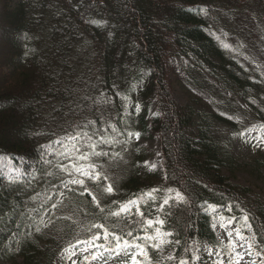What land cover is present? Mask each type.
Here are the masks:
<instances>
[{"label": "trees", "instance_id": "trees-1", "mask_svg": "<svg viewBox=\"0 0 264 264\" xmlns=\"http://www.w3.org/2000/svg\"><path fill=\"white\" fill-rule=\"evenodd\" d=\"M170 3L167 9L165 0H0V263L20 264V258L21 264H52L70 244L96 232L93 224L131 240L129 231L154 234L155 226L146 221L159 217L165 220L161 232H172L169 238L179 243L169 261L149 244L152 264L180 259L205 264L196 259L203 253L201 243L218 245L203 212L211 204L247 216L264 250V204L223 172L232 164L224 133L242 130L246 121L264 128V0ZM161 10L168 17L158 22ZM172 56L193 61L185 69L190 78L185 84L206 91L205 108L176 102L168 68ZM241 110L251 116L244 119ZM89 120L94 125L84 130L96 141L97 131L109 141L130 121L158 135L163 175L156 181L146 177L161 191L146 190L137 169L124 170L109 194L103 176L95 183L86 180L95 201L78 186L64 189L61 179L67 175L56 167L63 160L59 153L66 138ZM169 187L181 191L185 202L157 211ZM129 201L139 202L144 217L136 209L114 215ZM40 209L48 210L41 226L29 218ZM15 232L9 252L6 243ZM13 242L20 243L17 252Z\"/></svg>", "mask_w": 264, "mask_h": 264}, {"label": "rangeland", "instance_id": "rangeland-1", "mask_svg": "<svg viewBox=\"0 0 264 264\" xmlns=\"http://www.w3.org/2000/svg\"><path fill=\"white\" fill-rule=\"evenodd\" d=\"M170 0H165V7L170 8ZM159 20L166 19L168 14L165 10L159 11ZM127 19V18H126ZM260 29H262L259 26ZM264 38V36H263ZM239 44H237V47ZM8 61V60H7ZM169 68V79L173 83L174 95L176 102L184 106L187 103L194 104L197 108H205L206 100L208 99L206 91L201 93L192 91L188 88V85L185 82L190 78L186 73V68L188 66H193V61L188 57H179L172 56L170 63H168ZM1 70V67H0ZM207 80L214 84L215 87L221 86V83L211 77L207 72H203ZM223 95L230 99L232 96L227 90H222ZM76 95L80 98L84 95V89H77ZM238 101L244 108L248 110L247 104L240 97H236ZM27 104H23V107H27ZM201 110V109H200ZM155 111V106L152 105L149 115H152ZM244 112V119L251 116L250 113ZM251 122L246 121L243 129L231 132L233 130L228 129L224 133L225 141L230 144L229 153L232 158L228 161L232 163L230 166H226L224 173L231 179L234 184L247 187L252 191V198L254 200H259L264 204V128L253 129L251 127ZM149 127V126H148ZM119 132H116L109 140L112 143L111 147H106L104 151L108 152V156L93 157L91 162H94L97 165V170L100 172L101 176L106 177L108 186L113 187V181L121 179L122 173L127 169H137L141 183L146 187L145 189L151 191L152 189H157V183H155L152 188L150 186V180L146 176H150L156 181V178H160L163 175V165H162V146L161 139L158 135L153 133L150 129L143 131L141 124L139 122L130 121L127 124V127H119ZM128 133H132L131 136ZM139 134L137 137L136 134ZM106 159V160H104ZM155 165V168L152 167ZM117 169V171L114 170ZM20 177V173L13 172L11 176ZM150 181V182H149ZM107 186V188H108ZM120 189V187H118ZM151 188V189H149ZM107 191V190H106ZM113 191V190H112ZM107 194L109 192L107 191ZM165 194L168 195L167 189ZM52 197L48 196L47 201ZM40 200H44L41 198ZM42 203V202H41ZM207 211L211 217V228L214 234L217 237L220 247L211 246L208 242L204 241L201 243L203 248V253L200 255L201 260L204 257L205 264H213V261L219 258L225 259V264H227V253L230 251L231 240H239L235 235V229H240L241 234L245 236H251V225L244 221V219H239L228 214L227 210L217 207V206H208L204 209ZM31 212V211H30ZM48 210L33 211L30 213V217L35 219L38 223L42 224L46 219V214ZM38 214V215H37ZM46 215V216H45ZM221 217L224 219L222 220ZM229 218H232L229 222ZM221 224L226 225V227H221ZM232 231L233 236L230 240L228 237V232ZM17 232L13 233L11 239L6 243V249L11 252L8 248V244L17 238ZM170 240L168 237H160L161 247L158 249L159 256L162 259L168 260L169 256L173 255V248L171 243H166L165 241ZM13 244V246H12ZM20 243L13 242L11 243V249H15L17 252ZM45 246H43L44 248ZM41 248V250L43 249ZM66 247L65 249H67ZM65 249L60 253L53 264H72L71 260L68 259L69 253ZM82 248H76L77 256L84 257L87 253H84ZM243 251V249H237ZM94 251V249L89 250ZM209 251L212 252V256L208 255ZM216 253H219L220 256L217 257ZM256 259L257 264H260L261 257H248L245 256V259L241 261V264H249L250 259ZM75 259V257H73ZM86 264H121V258L112 256L108 257L107 260H89L85 261ZM17 263H22V259L19 258ZM0 264H13L12 261L2 262Z\"/></svg>", "mask_w": 264, "mask_h": 264}, {"label": "snow or ice", "instance_id": "snow-or-ice-1", "mask_svg": "<svg viewBox=\"0 0 264 264\" xmlns=\"http://www.w3.org/2000/svg\"><path fill=\"white\" fill-rule=\"evenodd\" d=\"M224 47L227 48L228 45L225 44ZM253 102L255 103V101ZM89 125H94V121L89 120L87 124L77 126V131L66 138L68 144H64V151L59 153V155L63 157V160H61L56 167L61 173L67 175V179H61V186L64 189L73 191L74 189L71 186H78L81 190V195L87 193L92 197V200L95 201L96 197L89 191L86 185V180L95 183L101 179V174L97 170V165L91 161L93 157L108 156L109 153L104 151L101 148V145L111 147V144L109 141L105 140L103 134L98 131L97 134L100 136V139L96 141L89 131L84 130L87 129ZM128 135L131 136L132 133H128ZM136 135L137 137L139 136L138 133ZM57 143L63 144V141H57ZM81 144H83V147H81ZM64 160H67L68 163H64ZM45 163L51 164L52 162L46 160ZM152 167L155 168V165H152ZM48 175L51 176L52 173H48ZM107 191L109 193L112 192L111 185L108 186ZM159 191H161V189H152V192ZM167 192L169 195L162 200L157 211L162 212L165 206L170 207L173 202L176 204H182L185 202L186 198L184 194L178 189L169 187ZM172 193H174V196L171 195ZM59 194L60 196L64 195L63 191ZM55 207L56 205L53 204V208ZM134 208L140 217H144L145 214L139 209L137 201H129L128 204L124 205L120 211L115 212L114 215L120 216L122 213H131ZM229 211H231V208H229ZM221 219L223 220L224 218L221 217ZM243 219L247 222L249 218L245 216ZM231 220L232 218H229V222H231ZM146 223L149 227L155 226V235H149L147 229H145L144 236H133V233L129 231L127 236L132 237L131 240L126 239L124 236L118 235L115 232H110L103 224H93L92 228L97 229V231L93 232L89 239H78L75 244H70L69 247L65 249V251L69 253L68 259L71 260L72 264H77V260H79L80 257L77 256L76 248L77 245H82L83 247L81 250L84 253H87L83 257L84 261H106L108 257L116 256L121 258V264H152V259L148 255L147 246L150 244L152 248L159 249L161 247L160 242H158L160 237H171L173 233L167 231L163 233L161 232V226L165 225V220L160 219L159 217L155 219L149 218ZM221 227H226V225L221 224ZM100 230H103L102 235ZM234 231L239 240H231L233 232H228L231 245L230 251L226 254L227 264H241V261L245 259V256L261 257L260 264H264V250L259 249V245L256 243L255 233H252L251 236H245L241 234L240 229H235ZM101 240L103 242H98ZM165 242L179 243L178 240H167ZM90 249H94V251L90 252ZM237 249H243V251ZM105 253L107 256H105ZM208 255L211 257L212 252L209 251ZM216 256L219 257L220 254L216 253ZM73 257H75V259H73ZM138 257H143V260L138 259ZM168 259L171 260L174 259V257L169 256ZM196 259L199 260L200 257L197 256ZM179 264H189V262L185 259H180ZM213 264H225V259H216L213 261ZM249 264H257V260L254 258L250 259Z\"/></svg>", "mask_w": 264, "mask_h": 264}]
</instances>
